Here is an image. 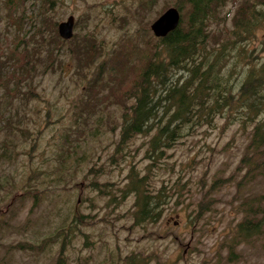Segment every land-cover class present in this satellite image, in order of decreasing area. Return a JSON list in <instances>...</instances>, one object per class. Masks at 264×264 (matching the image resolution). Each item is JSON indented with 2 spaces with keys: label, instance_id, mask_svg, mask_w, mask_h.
Masks as SVG:
<instances>
[{
  "label": "rangeland",
  "instance_id": "1",
  "mask_svg": "<svg viewBox=\"0 0 264 264\" xmlns=\"http://www.w3.org/2000/svg\"><path fill=\"white\" fill-rule=\"evenodd\" d=\"M52 1L55 11L50 14L58 27L74 16V36L93 35L105 44L106 57L118 48L121 55L115 65L121 75L114 79L115 88L105 90V96L99 99L108 107L101 112L106 121L100 135L91 138V130H87L85 138L90 146L85 150L90 160L73 178H64L65 187L59 188L58 194L40 195L39 206L34 208V199L18 201L15 194L46 166L62 145L67 129L74 127L72 121L78 118L82 87L87 82L84 78L91 77L92 72L76 73L77 57L67 54L63 57L64 71L39 74L37 86L49 103L34 102L26 111L38 150L28 155L30 141L23 145L18 135L20 146L13 153L14 162L0 161V264H57L62 251L70 264H264V234L236 250L230 248L240 216L236 213L237 204L230 206L238 194V178L229 179L249 142V133L240 125L218 119L215 127L195 130L166 149L151 171V162L146 158L151 136L137 137L124 150L125 157L112 161L123 112L116 105L118 99L136 78L132 68L143 65L144 54L149 51L148 39L154 43L161 39L154 35L152 24L169 8H177L180 0H158L151 11L144 12L140 7L147 0ZM240 3L230 1L221 16L231 19ZM257 33L264 40V27H259ZM255 46H260L258 41ZM6 108L3 101L2 111ZM49 109L52 123L48 124ZM3 125L0 121V146L7 135ZM132 167L139 176L153 179L152 191L169 186L171 199L157 223L135 224L136 197L124 192ZM92 168H101L97 179L88 174ZM42 180L33 181L34 190L45 189L39 182ZM94 181L111 185L104 189L103 193L108 194L94 191ZM219 181L221 188L211 193V211L202 213L199 203ZM242 196L264 198V178L249 184Z\"/></svg>",
  "mask_w": 264,
  "mask_h": 264
},
{
  "label": "trees",
  "instance_id": "2",
  "mask_svg": "<svg viewBox=\"0 0 264 264\" xmlns=\"http://www.w3.org/2000/svg\"><path fill=\"white\" fill-rule=\"evenodd\" d=\"M230 1L241 3L231 19L223 18L221 13ZM157 2L147 0L140 9L151 11ZM1 7L0 121L7 135L0 146V161L14 162L13 153L20 146L18 135L23 145L30 141L28 155L38 150L26 111L31 110L34 102L49 103L37 86L40 73L64 71L63 57L67 54L77 57L76 73L92 72L91 77L84 78L87 82L82 87L78 118L72 121L74 127L67 129L62 145L46 166L15 194L18 201L34 199L33 207L37 208L40 195L58 194L59 188L65 187L64 178H73L90 160L85 150L90 144L85 136L88 129L89 137L100 135L106 121L101 112L108 107L99 103V99L105 96V90L115 88L114 79L121 75L115 60L121 52L115 48L106 57L105 44L93 35H75L71 41H63L57 33L58 22L50 14L55 11L52 0H0ZM176 7L181 12L180 26L157 43L148 39L149 51L144 54L143 65L132 68L135 80L116 98V105L123 112L120 139L112 161L125 157L124 150L137 137L151 136L146 156L151 171L166 149L173 148L195 130L215 127L218 119L240 125L249 133V142L229 179L230 182L238 178V194L230 204L232 208L233 203L237 204L236 213L240 216L230 246L236 250L264 234V198L242 196V190L249 184L264 178V40L257 33L259 27H264V0H180ZM3 101L7 104L5 112ZM46 113L47 123H52L50 109ZM5 115L9 117L5 119ZM79 151L83 154L79 155ZM100 173L101 168L88 172L93 179ZM38 178H43L39 182L44 184V190H34L32 183ZM149 178L139 176L133 167L128 175L124 192L136 197L137 226L160 221L163 208L171 199L169 186L152 191L153 179ZM108 186L111 185L94 181L91 188L103 193ZM221 186V181L216 182L204 194L199 211H211V193ZM57 264H70L63 251Z\"/></svg>",
  "mask_w": 264,
  "mask_h": 264
},
{
  "label": "water",
  "instance_id": "3",
  "mask_svg": "<svg viewBox=\"0 0 264 264\" xmlns=\"http://www.w3.org/2000/svg\"><path fill=\"white\" fill-rule=\"evenodd\" d=\"M181 23V12L177 8H169L151 26V30L157 38H165L176 31ZM76 19L70 16L67 21L59 24V36L64 41H70L74 37Z\"/></svg>",
  "mask_w": 264,
  "mask_h": 264
}]
</instances>
